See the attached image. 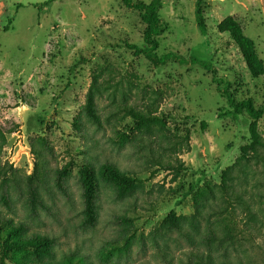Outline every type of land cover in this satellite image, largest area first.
<instances>
[{
	"label": "rangeland",
	"instance_id": "374dc122",
	"mask_svg": "<svg viewBox=\"0 0 264 264\" xmlns=\"http://www.w3.org/2000/svg\"><path fill=\"white\" fill-rule=\"evenodd\" d=\"M196 1L160 0L156 53L184 63L155 67L127 47L142 46L145 26L121 0H0V219L21 224L27 237L53 239L40 263L264 264V165L242 160L222 188L223 171L249 141L248 117L231 114L201 65L215 70L221 90L227 85L236 100L262 110L264 138V75L252 78L216 29L232 16L264 64V0H200L203 35ZM92 81L99 127L82 112ZM149 102L165 127L140 135L121 107L144 111ZM24 148L39 181L28 180ZM83 163L96 174L112 164L136 180L118 197L98 178L92 225L77 173ZM66 165L58 187L56 172ZM30 188L38 192L35 211Z\"/></svg>",
	"mask_w": 264,
	"mask_h": 264
},
{
	"label": "trees",
	"instance_id": "16d2710c",
	"mask_svg": "<svg viewBox=\"0 0 264 264\" xmlns=\"http://www.w3.org/2000/svg\"><path fill=\"white\" fill-rule=\"evenodd\" d=\"M122 5L126 9L135 10L139 14L141 22L145 28L142 36V46L127 45L129 49L134 51L135 55H142L153 66L158 67L167 64L168 62L177 61L181 64L184 60L177 57L173 53H166L158 56L156 53L158 49L157 37L162 33V23L158 17V12L161 9L160 0H150L149 2L121 0ZM195 19L199 32L203 35L206 33V24L204 21L203 12L201 9L200 0L195 3ZM219 33H227L232 42L238 48L239 53L245 63L247 71L252 78H258L264 75V64L258 57L253 41L248 38L239 23L232 17L227 16L222 19L216 27ZM206 70L212 71V82L216 84L217 91L221 92L226 105L229 106L230 112L233 116L245 113L248 117L247 133L249 141L240 148V156L236 159L234 164L228 167L222 173V188L227 187L226 179L229 177L228 171L232 167L239 164L242 160L262 163L264 165V138L259 133L257 122L262 117V110L255 108L251 99L236 100L229 91V86H225L222 90L220 84L215 77V70L209 65L201 63ZM97 87L93 81L87 91L85 104L82 112L84 115L97 127L100 126L99 115L96 112L94 94ZM126 116L132 120L133 131L140 135L151 134L156 131H162L165 127L166 121L163 116L156 114V108L153 103L145 107V110H138L131 106H122ZM73 125L79 129L81 122L74 121ZM203 127V124H201ZM181 139L189 140V131L185 130ZM178 169H182L178 165ZM79 182L81 184V198L83 204L84 220L87 225H92L96 217L95 199L98 189V178L105 184L113 187L118 197H123L129 194L135 187V179L120 172L112 164H103L99 167L97 174L93 167L87 163L78 166ZM68 174L67 165L56 172V185L62 186L63 178ZM43 177L37 162H34L32 171L28 176L30 181H39ZM32 211H35V206L39 203L38 192L30 188L29 199ZM166 220L174 224L178 218L173 213H170ZM53 239L46 236L35 235L27 237L24 232V227L21 224H14L11 220L0 219V264H32V261H27L26 256L33 258L37 264H79L80 262L66 258L61 262L56 263H40L44 257H49L51 254V246Z\"/></svg>",
	"mask_w": 264,
	"mask_h": 264
},
{
	"label": "built area",
	"instance_id": "2783aa9c",
	"mask_svg": "<svg viewBox=\"0 0 264 264\" xmlns=\"http://www.w3.org/2000/svg\"><path fill=\"white\" fill-rule=\"evenodd\" d=\"M19 147H21V146L19 145ZM24 149H26V151L22 152V154L26 157V159H27L26 162H27V165H28L30 172H31L33 165H34V159L31 155L30 150L28 148H24Z\"/></svg>",
	"mask_w": 264,
	"mask_h": 264
}]
</instances>
